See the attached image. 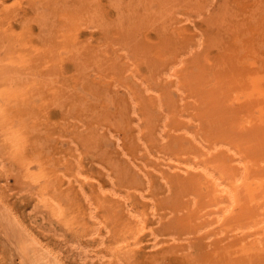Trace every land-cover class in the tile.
I'll return each mask as SVG.
<instances>
[{"label": "rangeland", "instance_id": "obj_1", "mask_svg": "<svg viewBox=\"0 0 264 264\" xmlns=\"http://www.w3.org/2000/svg\"><path fill=\"white\" fill-rule=\"evenodd\" d=\"M0 264H264V0H0Z\"/></svg>", "mask_w": 264, "mask_h": 264}, {"label": "crops", "instance_id": "obj_2", "mask_svg": "<svg viewBox=\"0 0 264 264\" xmlns=\"http://www.w3.org/2000/svg\"><path fill=\"white\" fill-rule=\"evenodd\" d=\"M205 172L208 173V172H210V170H206ZM108 191L112 192L113 195H117V193H118V192H115L113 189L111 190V188H110V190H108ZM118 194H119V193H118ZM122 195H124V196H125L124 198H126V194H122ZM133 198H134V197L132 196V199H133ZM126 202H127V207H132V209L135 210V205H133V204L130 205L128 199L126 200ZM133 207H134V208H133ZM132 216H133V215H132Z\"/></svg>", "mask_w": 264, "mask_h": 264}, {"label": "bare ground", "instance_id": "obj_3", "mask_svg": "<svg viewBox=\"0 0 264 264\" xmlns=\"http://www.w3.org/2000/svg\"><path fill=\"white\" fill-rule=\"evenodd\" d=\"M83 191H85V190H83ZM85 192H86V191H85ZM85 196H86V199L89 200L90 202L93 201V200H92V197H89V198H88V194H85ZM89 196H90V195H89ZM133 208H134V207H133ZM129 211H130V210H129ZM95 214H96V213H94V211L92 210V212H91V217H92V218H94V217L97 218ZM136 214H138V213L136 212ZM132 215H133V214H132ZM139 216H140V215H139ZM134 217H136V216L134 215ZM136 219H137V218H136ZM138 221H139V219H138ZM142 223H143V222H142ZM96 230H97V229H96Z\"/></svg>", "mask_w": 264, "mask_h": 264}]
</instances>
